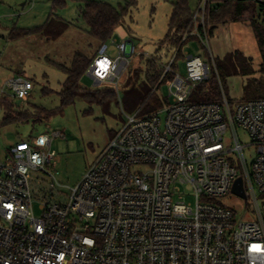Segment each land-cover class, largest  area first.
I'll return each mask as SVG.
<instances>
[{
    "label": "built area",
    "instance_id": "2783aa9c",
    "mask_svg": "<svg viewBox=\"0 0 264 264\" xmlns=\"http://www.w3.org/2000/svg\"><path fill=\"white\" fill-rule=\"evenodd\" d=\"M205 8L194 15L203 23L191 36L209 48ZM113 44L117 54L102 46L88 76L118 92L138 51L133 41ZM186 67V76L175 73L169 83L163 107L126 116L69 200H43L40 217L32 174L55 160L53 139L40 135L11 149L9 162H0V264H264V99L233 108L225 98L195 102L210 67L200 56H188ZM7 87L23 102L34 85L16 78ZM239 128L256 148L251 164ZM229 134L233 150L225 144ZM230 152L239 156L238 166ZM239 178L256 220H237L221 203L239 197L233 192Z\"/></svg>",
    "mask_w": 264,
    "mask_h": 264
},
{
    "label": "rangeland",
    "instance_id": "374dc122",
    "mask_svg": "<svg viewBox=\"0 0 264 264\" xmlns=\"http://www.w3.org/2000/svg\"><path fill=\"white\" fill-rule=\"evenodd\" d=\"M88 1L107 3L116 9H128L124 24L115 31V38L105 45L109 47V55L114 57L117 49L113 44L133 41L138 53L130 59V64L121 80L117 92V103L111 106L110 114H106L98 106H90L86 102H77L65 107L62 114L56 115L49 122L33 124L20 117L22 114L40 117L35 106L48 111L61 108L58 93L66 80L60 65L70 67L76 55H84L92 61L100 54L101 44L89 31L83 20V11ZM176 0H0V106L12 102V92L7 87L10 80L23 78L34 85L31 96L26 101L16 100L13 118L24 121L7 126L0 125V162H9L11 149L21 141H31L40 135H49L53 139L52 149L56 152L53 163L46 172H33L32 189L34 195V212L41 216L40 205L43 200L52 199L60 203L69 200L71 189L75 188L84 174L91 168L100 155L106 150L113 137L123 127L126 116L134 115L125 107V87L130 72L146 70V60H154L160 42L168 33L169 21ZM212 0H188L194 15L205 5L206 20L204 22L209 37L210 47L203 45L197 35L186 40L180 53L177 49L168 52L159 51L166 64L171 66L169 75L163 79V85L154 89L159 97L168 98L169 83L175 73L187 75L186 59L188 56H200L210 67V79L203 83L208 89L209 82L217 77L223 104L224 98L231 108L236 104L264 98V90L257 87L248 88L247 76H226L219 78L216 61H223L228 56L242 54V60L235 59L236 66L244 63L258 71L262 58L252 28L247 23H229L219 25L209 34L208 8ZM215 4V3H214ZM51 17L60 21L66 28L58 39L43 34H31L12 39V32L32 30L43 26ZM201 18H193L194 31L202 24ZM187 39V38H185ZM185 41V40H184ZM256 78L260 75L256 73ZM144 77V76H143ZM202 84V85H203ZM85 88L90 90L112 88L108 85H95L88 75L83 80ZM53 91V93H48ZM197 91V90H196ZM195 91V92H196ZM5 92L3 95L2 93ZM4 110L0 108V124L4 118ZM36 119V118H35ZM61 136L54 138V135ZM240 142L246 146L245 156L252 163L256 148L251 144L249 135L238 129ZM226 146L235 148L231 134L226 139ZM231 159L237 166L239 156L230 152ZM236 212L237 220H256L253 204L244 198L231 196L221 200ZM248 214V215H247Z\"/></svg>",
    "mask_w": 264,
    "mask_h": 264
},
{
    "label": "trees",
    "instance_id": "16d2710c",
    "mask_svg": "<svg viewBox=\"0 0 264 264\" xmlns=\"http://www.w3.org/2000/svg\"><path fill=\"white\" fill-rule=\"evenodd\" d=\"M60 0H55L59 2ZM208 8V25H210L209 34L219 25L229 23H247L253 30L259 51L261 53V64L258 71L245 63L242 66H236L234 60H242V54L236 53L235 56H228L223 61H216V70L219 78L221 74L226 76H247L248 88L257 87L264 90V1L258 0H212ZM215 3V4H214ZM128 9H116L107 3L88 1L83 11V20L89 27L90 34L101 44L105 45L108 41L115 38V31L124 24ZM194 13L191 11L188 0H176L174 9L169 21L168 33L156 53L157 58L146 60V70H137L130 72L125 87V107L127 111L140 109L143 115L155 112L163 107L167 101L162 99L156 93L155 88L163 85L161 78L165 74L166 64L159 51L166 49L168 52L174 49L181 52L186 40L192 38L194 31L193 25ZM65 26L60 21L51 17L43 26L32 30H19L12 32V39L28 36L31 34H43L52 39L61 37ZM203 33V28L199 29ZM187 37V39H185ZM185 40V41H184ZM92 60L84 55H76L70 67L60 65V69L66 75V80L62 85V90L58 93L61 102V108L57 111H48L41 107H36L40 117L22 114L25 123L32 122L46 123L56 115L62 114L65 107L75 105L77 102H86L90 106L100 107L106 114H110L111 106L117 103V92L113 88L90 90L84 87L83 80L88 75ZM258 73L260 78L254 75ZM169 73L165 76V78ZM144 76V77H143ZM211 87L201 85L194 94L193 101L198 103H217L222 99L219 83L216 78L210 81ZM53 93V91H48ZM3 103L0 108L4 110V118L1 126H7L12 123H21L19 119L13 118L12 112L18 106L16 100ZM264 99V98H260ZM256 100V99H254Z\"/></svg>",
    "mask_w": 264,
    "mask_h": 264
},
{
    "label": "water",
    "instance_id": "95a60500",
    "mask_svg": "<svg viewBox=\"0 0 264 264\" xmlns=\"http://www.w3.org/2000/svg\"><path fill=\"white\" fill-rule=\"evenodd\" d=\"M130 42H132V41H130ZM233 192H234V194L238 195L239 197H242V198L245 197L244 190H243V182H242L241 178H239L236 181Z\"/></svg>",
    "mask_w": 264,
    "mask_h": 264
}]
</instances>
